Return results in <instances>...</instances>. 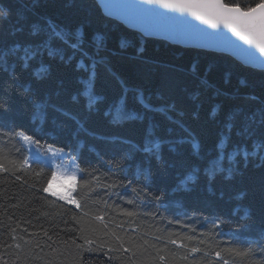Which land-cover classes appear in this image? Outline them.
<instances>
[{
  "label": "trees",
  "instance_id": "16d2710c",
  "mask_svg": "<svg viewBox=\"0 0 264 264\" xmlns=\"http://www.w3.org/2000/svg\"><path fill=\"white\" fill-rule=\"evenodd\" d=\"M255 2L258 0H242L241 6L244 7L245 4L254 6ZM0 8L10 12L6 19H0V43L4 46L17 40L27 41L29 26L34 22L43 25L51 20L55 25L71 33L74 43L77 42L76 33L79 30L82 33V49L94 59L103 58V62L97 63L95 68L93 92L104 97L103 101L97 103V110L94 111L88 110L84 96H80L79 103L72 102L73 95L85 90V85L81 81L87 80L91 71L92 61L82 57L80 52H77L70 63L60 61L59 57L49 58L47 54L42 58L37 57L28 70L21 71L17 67L18 80L10 79L7 73H0V95L8 97L11 107V112L5 116L6 121H11L17 128H22L34 136L40 144L70 150L76 148L79 140H83L84 148L79 153L78 164L81 168L89 170L90 175L82 179H91L93 167L101 176L100 181H93L90 186H85L82 182L79 184L77 192L74 193L81 203V208L77 209L74 205L58 201L44 193L39 194L42 199L37 203L34 200L37 195L35 189L30 191L23 180L17 181L10 173L0 172V264H79L81 258L84 264H106L107 257L104 253L81 252L76 247L84 243V236L95 241L93 246L107 241L106 248L117 247L110 237L92 232L93 228H102V223L96 221L94 217L103 211L108 213L104 220L111 221L108 225L110 229H115L118 234L127 233L123 245L125 249L132 247L128 242V236L134 237L137 244H143L144 240L149 242L139 250L133 248L132 251L113 253L120 258L113 264H148L150 257L157 255L151 245L155 243L157 247L164 249L166 243V240L156 241V236H166L170 232L173 233V239L179 240L184 233L188 235L208 233L209 228L199 219L200 216L227 221L216 231H223L228 235H199V239H207L208 242L201 245L195 241L185 240L189 247L198 246L211 253L207 259H212L213 264H223V260H227L228 264L257 262L264 264V255L255 251L261 246L243 243L245 240L255 241L264 238V164L258 159H250L246 167L241 162L239 172L230 180L218 176L212 182L211 192L208 190L207 179L201 174L196 183L189 184L190 191L180 190L172 193L180 180L191 172L193 166L199 165L203 168V163L191 155L188 145L181 146L177 153L170 152L168 145H163L162 162H157L154 157L136 153L131 161H124L125 166H128L127 174L120 171L113 176L106 162L118 159L125 146L113 145L96 138L118 136L143 146L145 130L150 119L159 125L156 135L161 139L175 138L177 134L183 135L176 125L169 124L165 117L158 113H147L142 122L126 121L113 124L110 117L104 116V112L110 105L116 103L127 89L128 106L135 107L138 112H143V109L139 105H133L134 93L142 92L146 98L150 97V102L154 106L174 104L175 110L170 112V115L175 119H181L207 150L214 145L225 115L231 109H243L242 115L236 121L237 128L241 127L243 116L253 115L257 109H264V70L247 66L223 52L185 47L162 38L145 36L106 15L96 0H35L34 6L33 0H0ZM21 16L25 19H20ZM21 25L24 27L23 33L9 35L13 28ZM97 36L103 38V47L99 55L96 54L94 39ZM121 41H125L127 46L121 47ZM53 46L65 48L66 54H71L72 50L67 49L59 41H53ZM82 58L85 65L89 66V71L77 68V63ZM41 59L49 71L46 78L37 81L31 73L39 66ZM193 65L196 66L195 73L192 72ZM207 69L210 71L206 72ZM201 78L206 79L211 87L198 88ZM240 81H244L245 85L242 86ZM29 83L32 86V93L22 94V86ZM217 89L220 90V95H215ZM196 91L201 94L198 101L194 102L190 94ZM57 92L60 93L58 96ZM253 95L258 100L245 99L246 96ZM34 101L46 102L49 105L47 120L42 130L34 126L30 120L34 111ZM197 103L200 104L199 116L193 118L192 113L197 111ZM52 105L72 112L87 131L94 133L95 136H90L87 132L77 133L76 123L55 111ZM215 105H220L221 111L216 119H212L209 113ZM179 112H183L184 116H178ZM262 118L264 111L255 116L256 121ZM252 126L257 127L256 124ZM168 127L174 129L172 137L166 133ZM49 133L55 136V139L50 138ZM260 133H264V125L259 127L257 135L252 139L240 142L246 143L251 151L252 140H264V135ZM233 140H237L235 135ZM6 143L19 147L16 139L9 142L4 138V142L0 143V155L10 159H21L20 156L12 155L11 148L5 147ZM89 146H94L101 154V158L89 152ZM20 152L28 158L29 153L23 148ZM3 162L11 167L9 159H4ZM138 163L142 168L150 169V184L143 177L139 179L134 177ZM31 165L37 171L40 167H44L45 172L48 171L45 164L37 165L32 162ZM16 174L28 179L29 184L35 182L37 188L41 187L32 176V169H28L27 172L17 171ZM107 177L125 182L130 180L131 189H136L138 196L131 189L115 190L118 191V195L115 196L105 195L106 191H114L99 187ZM140 189H146L150 195L145 196L139 192ZM161 194L162 203L167 204V208L158 207L152 199ZM102 200H107L109 206L103 205ZM128 201L134 203L129 204ZM176 202H179L180 208L175 207ZM125 208L137 215L126 216L123 212ZM236 208L240 211L234 214ZM245 210L248 212L247 216L244 215ZM44 212L50 213V216L45 217ZM85 212L88 213L87 216L83 215ZM178 213H187L186 216L180 217L179 224L174 222L178 218ZM73 215L81 218L80 223L71 219ZM53 222L55 228L51 226ZM119 224L124 225L123 229L118 227ZM81 227L85 229L84 232L79 231ZM13 228L14 234L11 232ZM42 228L48 230L51 240L43 235ZM13 235L16 239L12 238ZM70 237L74 238L75 243ZM29 239L33 242L38 241L41 247L25 245V241ZM65 240L68 241L67 244L61 243ZM16 243L23 246L22 251L14 247ZM227 248H235L237 252H244L248 248L254 251L248 255H238L225 251ZM216 251L221 252L220 258H214ZM159 255L165 256V261L155 260L152 264L170 262L189 264L193 259L206 264L203 252L190 253L179 244H169ZM185 255L188 257L187 260L183 259Z\"/></svg>",
  "mask_w": 264,
  "mask_h": 264
},
{
  "label": "snow or ice",
  "instance_id": "6c2138e0",
  "mask_svg": "<svg viewBox=\"0 0 264 264\" xmlns=\"http://www.w3.org/2000/svg\"><path fill=\"white\" fill-rule=\"evenodd\" d=\"M242 0H232V2H225V0H142L141 5L139 6L138 11L129 13L127 10L121 9L125 14H131L133 18L142 19L146 16H160L164 15L159 13L156 8H147L145 5H158L165 9H170L179 13H186L191 17H194L196 20L202 22L203 24L209 25L212 29H216L215 32H208L206 29L200 28L198 25L188 22L184 28L186 34H191L199 37H210L213 44H217L226 48H236L242 52L249 62H255L257 59L264 58V0H258V2L252 4H245L244 7L241 6ZM35 5V0H33V6ZM105 7L109 9V14H112L113 9H116V6L107 3ZM10 15V12L4 8H0V19H6ZM20 19H25L24 16H21ZM172 19L183 21L182 17H173ZM223 29H228L240 40L244 41L249 46H254L259 50L261 54L260 57L256 55L251 48H242L236 41L232 40ZM24 32V27L21 25L19 27L13 28L9 35L16 36L19 33ZM29 39L27 41H15L7 46H4L3 43H0V73H7L12 80H18L16 69L19 67L21 71L28 70L31 67L33 61L37 57H43L45 54L49 58L59 57L60 61L64 63H70L76 56L77 52H80L82 57H87L92 61L87 80H82L81 83L85 85V90L82 93L73 95L71 97L73 103H79L80 96H84L87 101V108L89 111H94L96 105L99 101H103V96L95 95L93 92V85L96 78L95 68L97 63L103 62V58L100 60L94 59L87 52H85L81 45L83 44L82 33L78 30L76 33L77 42H72V34L68 33L64 29L55 25L51 20H48L45 24H40L37 22L32 23L29 26V32L27 33ZM96 44V54L99 55V52L102 50V40L103 38L97 36L94 38ZM53 41H59L61 44L65 45L67 49H71V54H66L65 48L54 47ZM126 42L121 41V47H126ZM78 69H84L89 71V66L85 65L83 58L77 63ZM48 66L43 63L42 59L39 63V66L32 70V76L37 80H42L46 78L48 74ZM210 71V69H207ZM192 72H196V66H192ZM227 83V78L225 80ZM123 83V82H121ZM240 84L245 85L244 81H240ZM203 87L207 89L211 87L208 84L206 79H199L198 88ZM31 84H25L22 86V94L27 95L32 93ZM60 93L57 92L58 96ZM200 92L196 91L190 94V98L196 102L199 99ZM221 92L219 89L216 90L215 95H220ZM150 97L146 98L144 94L134 93L132 96L133 105H139L143 112H138L135 107L128 106V90L125 89L124 93L119 97L118 101L113 105H110L109 108L104 112L105 117H110L113 124H121L126 121H143L147 113H158L162 114L169 124H174L180 130L183 135L177 134L175 138L170 139H161L156 135V129L159 128L158 124H155L151 119L149 120L148 126L145 130V138L143 146L138 143L133 142L130 139L123 137L112 136V137H96L97 139L106 140V142L113 145H122L125 146L124 150L121 152L118 159L113 161H107L110 171L115 176L116 173L123 171L125 175L128 171V166H125L124 161H131L136 153L144 154L148 157H154L157 162H162L161 148L163 145H168L169 151L177 153L181 146L188 145L190 148L191 155L195 156L197 160L203 163V168L199 165L193 166L191 172L186 174L179 182L178 186L172 190V193L177 191H190L189 184H194L197 182L199 176L202 174L208 181L209 191H212V182L218 177L221 176L225 180H230L235 174L239 172V166L241 162L246 167L250 159H258L261 164H264V140H252V148L249 151L246 143L240 142L241 140L247 141L252 139L257 135L258 129L261 125H264V118L259 121H256L255 116L260 114L264 109H257L256 113L253 115L243 116V123L240 128L236 127L237 118L240 117L243 113L242 108L231 109L224 118V122L220 127V131L217 133L216 141L211 148L207 150L204 149L203 145L199 139L195 138L190 130L185 126L181 119H175L170 112L175 110V105L167 106H154L150 102ZM245 99L249 100H258L256 96H246ZM34 111L30 118L31 123L39 129H43V125L47 120V108L49 105L46 102H33ZM55 111L59 112L64 117L74 121L77 125L78 132H87L90 136H95L94 133L88 132L84 124L75 116L72 112L67 111L63 108L52 105ZM200 104L197 103V111L192 113L193 118H198L199 116ZM221 111L220 105H215L210 110V118L216 119ZM11 112L10 102L8 97L0 95V143L4 142V138L10 142L13 139L17 140L19 147L15 145L5 144V147H10L13 156H20L21 159H10L0 155V172H8L15 177V180L21 181L28 186V189L31 191L35 189L37 195L34 197V200L39 203L42 197L40 193L49 194L51 197H55L58 201H64L69 205H74L75 208L80 209L81 203L74 195L77 192L79 184L82 182L85 186H90L93 181H100L101 176L97 174L98 170L96 168L91 169V179H82L84 176L90 175L89 170L81 168L78 164L79 153L84 148V141L79 140L77 142L75 149H70L65 151L64 148H58L54 145H48L43 149V155L37 149L41 148L40 141L36 140L34 136L29 135L22 128H17L11 121H6V114ZM178 116L183 117L184 113L179 112ZM55 123V120L53 121ZM256 124L257 127L252 125ZM235 130V131H234ZM174 129L168 127L166 133L169 137H172ZM264 135V133H260ZM76 133H74L75 137ZM233 135L237 137V140H233ZM50 138L55 139L51 133H49ZM22 141V143H20ZM23 148L25 152H28L31 156V160L37 165L45 164L48 167V171L45 172L44 167H40L37 171L32 168V165L29 162V158L25 157L20 149ZM88 151L95 154L97 158H101V154L94 146H89ZM74 153H76L74 155ZM64 157H71L69 161H65L64 164H57L55 161L57 159H62ZM9 159L11 167H8L3 160ZM259 166V165H257ZM63 168V171L61 169ZM28 169H32V176L36 178V182L41 184V187L37 188L36 183L29 184L28 179H25L21 175H17V171L27 172ZM106 175V174H105ZM150 169L142 168L138 163L135 167L134 177L139 179L141 177L150 184ZM46 177V178H45ZM61 181L64 190L56 191L53 189V183ZM102 189L114 190L106 191L105 195L115 196L118 195V189H131V181L125 182L124 180L113 179V177H107L105 181L99 185ZM131 191L138 196L136 189H131ZM139 192L144 193L145 196H149L146 189H140ZM223 193H221V197ZM240 197H238L239 199ZM46 199V197H43ZM156 202V205L160 208H167L168 205L162 203L163 194L160 196L152 197ZM101 203L106 207L108 205L107 200H102ZM129 204L134 203L133 201H128ZM176 208H180L181 205L179 202L175 203ZM32 211H37V209H32ZM240 209L236 208L234 214L239 213ZM123 212L128 217H134L137 213L128 210L127 208L123 209ZM31 215V212L29 213ZM45 217H49L50 213L44 212ZM87 216L88 213L83 214ZM108 215L106 211L101 212L100 215H96L94 219L102 223L101 229H92L93 233H98L99 235L110 237L112 242H114L117 247H107V241L99 243L96 246L93 239L84 236V243L78 244L76 247L81 250V252L88 253H104L107 257L106 264H113V262L119 261V257L113 253L119 252H128L132 251L133 248L139 250L144 245H148V240H144L143 244H137L135 238L128 236V242L132 247L125 249L123 247L125 243V236L127 233L118 234L115 229L109 228V222H105L104 218ZM187 213H178L177 219L174 221L179 224L181 222L180 217L186 216ZM195 215V213H193ZM244 215L247 216V210L244 211ZM72 220L80 223V219L77 216L73 215ZM199 219L205 222V226L209 228L208 233H200L198 235H188L184 233L180 236V239H173V233H167L166 236H156L155 240L160 242L166 240L164 244V249L157 247L155 243L151 245L152 248L156 251L155 257H150L148 264H152V261H165V256L159 255L163 250L167 249L169 244L177 245L187 250L190 253H201L203 252V258L206 260V264H213L212 259H207L211 253L205 252L201 247L193 246L189 247L188 243L184 241L193 242L197 244H206L207 239H199V235L205 236H223L228 235L223 231H216L220 229L222 223H227V221L221 220L219 218H210L200 216ZM172 221H170L171 223ZM64 223H67L64 221ZM53 228L56 227L55 223L51 225ZM119 228L123 229L124 225L119 224ZM195 231L194 229H190ZM43 235L49 236L47 229H41ZM80 232H84L85 229L81 227ZM11 232L15 233V228L11 229ZM13 239L16 237L13 235ZM75 243L74 238L70 237ZM61 243L67 244L68 241H61ZM243 243L246 244H259L261 247L255 249L259 251L261 255H264V238H259L255 241L245 240ZM25 245H32L33 247L39 248L40 243L38 241L33 242L31 239L25 241ZM87 246V247H86ZM12 247V245H9ZM16 249L23 250V246L20 243L14 245ZM42 250V249H41ZM227 252L236 253L238 255H248L254 251L252 248H248L244 252H237L235 248L225 249ZM221 252L216 251L214 253V258H220ZM17 258H19V253H17ZM183 259L187 260L188 257L185 255ZM79 264H84L83 258L80 259ZM174 264V262H170ZM189 264H202L201 260H190ZM223 264H228L227 260H223ZM260 264V262H257Z\"/></svg>",
  "mask_w": 264,
  "mask_h": 264
},
{
  "label": "water",
  "instance_id": "95a60500",
  "mask_svg": "<svg viewBox=\"0 0 264 264\" xmlns=\"http://www.w3.org/2000/svg\"><path fill=\"white\" fill-rule=\"evenodd\" d=\"M102 11L122 22L127 27L135 29L145 36L162 38L171 43L179 44L185 47H194L200 49L213 50L217 52H223L235 57L238 61L247 66L256 67L264 70V58L257 59L255 62H249L248 58L236 48H226L211 42L210 37H199L191 34H186L184 28L188 22L198 25L202 29H206L208 32H215L216 29H212L209 25L203 24L196 20L194 17L186 13L175 12L170 9L162 8L158 5H145L147 8H156L159 13L164 15L160 16H146L142 19L133 18L131 14H125L121 9L127 10L129 13L136 12L141 5L142 0H96ZM111 3L116 6V9L111 10L112 14H109V9L105 7V4ZM173 17H182L183 21L172 19ZM224 32L242 48H251L258 57L261 56L259 50L254 46L247 45L244 41L240 40L228 29H223Z\"/></svg>",
  "mask_w": 264,
  "mask_h": 264
},
{
  "label": "rangeland",
  "instance_id": "374dc122",
  "mask_svg": "<svg viewBox=\"0 0 264 264\" xmlns=\"http://www.w3.org/2000/svg\"><path fill=\"white\" fill-rule=\"evenodd\" d=\"M40 145H41V148H40V149H37V151H40L41 154L43 155V149H45L48 145H47V144H40ZM55 147H56V146H55ZM58 148H60V147H58ZM65 151L67 152V151H69V150H68V149H65ZM28 158H29V162H30V164H31L33 161L31 160V156H30V154L28 155ZM70 159H71V157H64L63 160H62V159H57V160L55 161V163H57V164H62V165H63L65 161H69ZM77 162H78V161H77ZM61 171H63V168L61 169ZM52 187H53V189L56 190V191H63V190H64L61 181H57V182L53 183Z\"/></svg>",
  "mask_w": 264,
  "mask_h": 264
}]
</instances>
